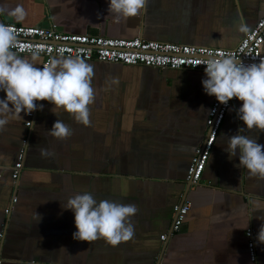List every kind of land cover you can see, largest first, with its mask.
Listing matches in <instances>:
<instances>
[{
	"label": "crops",
	"instance_id": "0c3cea01",
	"mask_svg": "<svg viewBox=\"0 0 264 264\" xmlns=\"http://www.w3.org/2000/svg\"><path fill=\"white\" fill-rule=\"evenodd\" d=\"M109 2L0 0V21L233 48L244 36L238 31L241 19L252 29L264 14V0H148L146 11L124 21L108 12ZM18 6L25 11L19 22ZM42 61L39 55L36 66ZM86 62L95 72L90 126L47 101L38 104L43 110L30 127V114L3 117L9 123L0 131V264H250L248 228L264 264V244L257 242L264 179L237 167L238 155L230 159L226 151L228 137L246 127L237 116L242 102L235 99L234 112L225 117L201 181L188 187V168L207 138L214 98L203 89L205 71ZM5 96L0 91V99ZM58 119L71 127L68 139L49 134ZM242 134L264 145V132ZM22 149L23 167L14 180ZM41 149L51 154L41 155ZM84 192L98 202L135 204L133 238L115 247L104 239H73L74 213L61 205ZM14 194L17 202L7 214ZM182 198L191 208L180 231L169 234Z\"/></svg>",
	"mask_w": 264,
	"mask_h": 264
},
{
	"label": "clouds",
	"instance_id": "9594fccd",
	"mask_svg": "<svg viewBox=\"0 0 264 264\" xmlns=\"http://www.w3.org/2000/svg\"><path fill=\"white\" fill-rule=\"evenodd\" d=\"M147 3L148 0H110L108 12L126 21L146 11ZM14 15L18 22L22 21L25 17L23 7L18 6ZM238 31L244 34L250 32L249 26L242 19ZM16 42L17 35L13 29L0 23V91L6 94L5 98L0 99V131L9 123L3 117L42 111L43 104L38 107V101L53 104V109L63 108L75 121L90 126V105L96 96L92 85L94 66L76 55L59 56L49 60L42 68L37 67L39 53L33 51L30 57H21L13 50ZM202 64L205 65L206 76L202 85L207 95L214 96L223 105H227L233 98L242 102L237 116L246 127L228 137L226 151L229 158L238 155L237 167L246 168L251 176L264 179V145L259 144L257 138L242 134L254 128L264 132V60L246 65L231 53H226L210 56ZM118 82L116 79L111 81L113 85ZM30 123L35 125L34 121ZM49 134L65 140L73 133L69 125L58 119ZM50 154L46 149H41V155ZM61 206L74 213L77 231L73 233V239L89 244L104 239L115 247L129 241L135 234L132 223V217L138 211L135 204L108 199L98 202L91 193L84 192L69 196ZM36 216L39 221L41 217L37 213ZM258 219L264 221V218ZM257 242L264 244V223L258 230Z\"/></svg>",
	"mask_w": 264,
	"mask_h": 264
},
{
	"label": "built area",
	"instance_id": "2783aa9c",
	"mask_svg": "<svg viewBox=\"0 0 264 264\" xmlns=\"http://www.w3.org/2000/svg\"><path fill=\"white\" fill-rule=\"evenodd\" d=\"M0 23L10 26L16 33L17 42L13 50L17 54H31L33 51H37L39 55L43 56L41 68L55 57L76 55L81 56L86 61L95 60L124 65H143L157 69L188 68L202 71L205 70V65L202 64L204 60L210 56H220L226 53H231L246 65L264 60V14L250 29V32L244 34L233 48L157 41L142 37L126 38L90 33H66L59 30L55 25L42 27L6 21H0ZM39 103L40 101L37 102V105ZM234 106L235 98L230 100L227 105L220 104L215 97L213 98L206 119L207 138L196 149L195 156L188 168L187 180L192 184H198L201 181L213 143L225 117L234 112ZM35 114L36 111L30 114L31 118L26 121V126H32L30 121H33ZM24 142L26 144L27 140ZM24 156L25 149H22L12 171L14 180L20 176ZM16 202L17 196L14 194L10 205L5 210L7 214L11 212ZM190 208L191 203L187 200L175 205V217L171 227L172 233L180 231ZM0 236H3L2 232H0ZM246 236L248 237L250 264H259L252 228L246 230ZM167 237V233L161 235L162 240Z\"/></svg>",
	"mask_w": 264,
	"mask_h": 264
},
{
	"label": "water",
	"instance_id": "95a60500",
	"mask_svg": "<svg viewBox=\"0 0 264 264\" xmlns=\"http://www.w3.org/2000/svg\"><path fill=\"white\" fill-rule=\"evenodd\" d=\"M191 185H193L192 182L187 181V186L190 187ZM184 200H185V198H182L181 202H183ZM169 234H172V231L169 232Z\"/></svg>",
	"mask_w": 264,
	"mask_h": 264
}]
</instances>
